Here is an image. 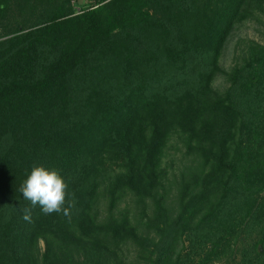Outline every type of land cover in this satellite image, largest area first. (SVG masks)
Wrapping results in <instances>:
<instances>
[{
    "label": "trees",
    "instance_id": "1",
    "mask_svg": "<svg viewBox=\"0 0 264 264\" xmlns=\"http://www.w3.org/2000/svg\"><path fill=\"white\" fill-rule=\"evenodd\" d=\"M157 1L76 15L72 0H27L29 10L0 0V21L16 7L18 31L29 29L0 43V264H83L79 253L110 264L124 245L146 244L113 212L127 194L156 200L174 135L199 163L153 264H166L171 233L182 240L204 205H231L242 221L264 211L253 206L264 189V47L226 73L225 96L212 87L230 33L264 0ZM34 165L60 171L75 198L70 221L39 206L23 219L19 188ZM102 192L110 214L100 220Z\"/></svg>",
    "mask_w": 264,
    "mask_h": 264
},
{
    "label": "rangeland",
    "instance_id": "2",
    "mask_svg": "<svg viewBox=\"0 0 264 264\" xmlns=\"http://www.w3.org/2000/svg\"><path fill=\"white\" fill-rule=\"evenodd\" d=\"M15 1L21 3L24 10H29L31 7V5L27 7V0ZM110 1L72 0L71 6L74 14L78 15ZM165 1L170 4L177 3L178 6L184 4L179 0ZM159 2L161 0H158L157 4ZM18 18L19 12L13 7L12 11L0 21V43L29 30L18 31L20 22ZM251 47H264V6L257 3L251 17L234 27L222 49L219 64L224 73L215 78L212 84L214 91L223 96L227 94L231 81L226 73L229 74L236 64H243L242 56L247 55ZM183 140L179 135H174L169 141L162 164L166 179L163 187L156 191V194L158 193L156 200L151 199L144 204L127 194L113 212L115 218L123 215L129 217L131 226L137 228L140 237L147 243L152 240L153 244L139 242L126 244L122 247V253H117L116 257L111 258L110 264L112 262L113 264H153L156 252L162 248L157 244L158 238L170 233L173 223L182 217V199L187 200L194 193L193 190L190 192L185 189L193 179V172L190 171L199 163L198 157L188 154ZM160 196H163L160 205L162 210L156 209L155 205ZM254 196L259 202L254 204V207L264 203V189ZM109 209L108 195L102 192L97 207L100 220L109 216ZM257 213L259 219L255 215L253 220L242 221L244 217L231 205H222L218 210L216 204L204 205L201 211L198 210L194 215L187 217L188 227L184 231L182 240L176 233H171L172 246L164 255L166 264L260 263L264 260V211ZM38 247L42 257L46 248L43 240H40ZM76 260L85 264L90 263V258L84 253L77 254Z\"/></svg>",
    "mask_w": 264,
    "mask_h": 264
},
{
    "label": "clouds",
    "instance_id": "3",
    "mask_svg": "<svg viewBox=\"0 0 264 264\" xmlns=\"http://www.w3.org/2000/svg\"><path fill=\"white\" fill-rule=\"evenodd\" d=\"M67 189L58 169L34 165L19 188L24 200L30 202V207L21 209L23 219L30 222L33 210L39 206L44 215L62 214L70 221L75 198Z\"/></svg>",
    "mask_w": 264,
    "mask_h": 264
}]
</instances>
